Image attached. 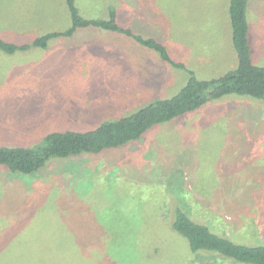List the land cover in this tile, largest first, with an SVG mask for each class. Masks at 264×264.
<instances>
[{"label": "rangeland", "instance_id": "374dc122", "mask_svg": "<svg viewBox=\"0 0 264 264\" xmlns=\"http://www.w3.org/2000/svg\"><path fill=\"white\" fill-rule=\"evenodd\" d=\"M110 1L76 5L83 16L105 18ZM115 2L123 24L163 42L186 69L131 38L93 28L47 48L0 51V145L35 147L51 133L93 130L172 98L191 76L212 80L237 68L230 0ZM247 14L253 61L264 67V0H249ZM69 25L63 0H0L6 42L30 44ZM0 183V264H94L93 249L97 264L105 263V254L124 257L118 263L106 258L108 264H141L139 254L119 249L135 243L152 250L157 236L174 248L183 243L169 227L175 201L227 221L253 217L262 228L251 226L242 236L264 244V100L212 101L98 156L54 161L23 177L0 168ZM225 204L254 212L243 220L225 212ZM92 227L100 235L80 239ZM89 242L96 243L85 255L82 244ZM183 250L161 256L173 259L169 264H234L207 253L189 255L185 244ZM182 252L187 258L180 260Z\"/></svg>", "mask_w": 264, "mask_h": 264}, {"label": "trees", "instance_id": "16d2710c", "mask_svg": "<svg viewBox=\"0 0 264 264\" xmlns=\"http://www.w3.org/2000/svg\"><path fill=\"white\" fill-rule=\"evenodd\" d=\"M63 1L70 14V25L67 29L47 33L26 45L13 44L9 39L6 42L0 38V51L12 54L16 51L31 48H47L52 40L60 38L72 39L78 33L93 28L103 31L104 34H118L131 38L140 46L157 53L161 60L170 66L176 69H186L184 64L178 63L172 58L163 42L153 36L143 34V30L139 32L132 26L123 24L121 9H118L115 0H111L106 6L107 16L105 18H97L90 15L83 16L76 5V0ZM248 3L249 0H230L229 3L231 40L238 61L236 69L230 70L219 78L212 80H199L191 76L186 86L172 98L151 102L132 115L105 121L93 130L51 133L46 135L42 142L35 147L0 145V168L5 169L9 175L15 177L36 174L39 171H44L54 161H71L89 156H98L110 149L126 146L128 143L144 137L151 129L197 111L212 101L230 96L264 100V67L256 65L253 61L250 26L247 18ZM133 6L138 8L137 4ZM152 9L154 10V7ZM3 191L4 187L0 183V193L4 194ZM22 196L23 194L17 197L21 199ZM221 203L224 204L223 202ZM226 205H221L225 212H229L228 214L232 215L236 214L243 220L249 217L246 213L254 212L251 210L252 208L241 206L230 208ZM170 218V232L183 241V243L179 242L177 247L174 248V246L167 245L162 238L157 236L160 241L157 244H153L152 250L147 245L140 249L142 245L138 247V244L133 243L134 247L125 245L119 251L122 254L123 252L139 254L141 256V264L155 263L156 261L169 264L173 259H168L169 257L161 255L165 253L171 254L176 251L181 252L185 244V249L188 250L189 255L207 253L232 261L234 264H264V244L242 236L244 232L250 234L251 226H253V231L262 228L256 225L259 222L255 223L252 219L253 217L246 220L247 222L227 221L207 208L200 207L187 210L175 201L171 207ZM220 230L228 231L229 235H223ZM96 231L100 235V230L92 227L91 234L89 232L82 233L80 239H90L94 237L93 235L96 234ZM126 235L127 233L124 234V236ZM91 243L82 244L85 246V255L89 253L88 247H91ZM91 255L93 256L94 264H97L99 259L97 258L98 252L93 249V254ZM181 255L183 257L178 259L187 258V256L184 257L183 252ZM144 256L146 259H144ZM106 258H111L117 263L118 261L122 262L124 259L122 255L119 257L115 254L113 256L105 254V263L103 264H108Z\"/></svg>", "mask_w": 264, "mask_h": 264}]
</instances>
